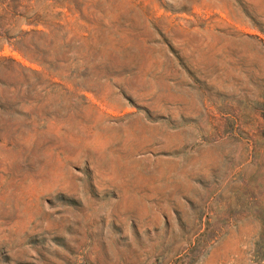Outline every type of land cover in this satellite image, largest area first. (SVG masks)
<instances>
[{
	"label": "rangeland",
	"instance_id": "rangeland-1",
	"mask_svg": "<svg viewBox=\"0 0 264 264\" xmlns=\"http://www.w3.org/2000/svg\"><path fill=\"white\" fill-rule=\"evenodd\" d=\"M0 264H264V0H0Z\"/></svg>",
	"mask_w": 264,
	"mask_h": 264
}]
</instances>
